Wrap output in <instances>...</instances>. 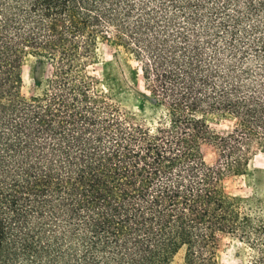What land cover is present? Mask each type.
<instances>
[{
	"label": "trees",
	"instance_id": "obj_1",
	"mask_svg": "<svg viewBox=\"0 0 264 264\" xmlns=\"http://www.w3.org/2000/svg\"><path fill=\"white\" fill-rule=\"evenodd\" d=\"M102 42L139 112L90 73ZM30 57L53 73L28 97ZM257 146L264 0H0V264H219L222 235L264 264V202L225 188Z\"/></svg>",
	"mask_w": 264,
	"mask_h": 264
},
{
	"label": "rangeland",
	"instance_id": "obj_2",
	"mask_svg": "<svg viewBox=\"0 0 264 264\" xmlns=\"http://www.w3.org/2000/svg\"><path fill=\"white\" fill-rule=\"evenodd\" d=\"M136 66V64H133ZM90 73L99 80L110 82L115 99L127 111L139 112V106L146 104L143 96V83L139 77L138 84L130 75L123 57L118 53L113 42H102L98 49V62L90 67ZM53 73L51 65L36 58H28L23 65V87L25 96L36 93V78L42 80ZM147 113L154 112L147 107ZM211 127L220 134L229 133L235 122L230 119L215 118L211 120ZM203 154L209 165H216L219 159L218 152L213 145H205ZM225 188L231 196L243 198L256 197L264 202V146L255 148V155L250 162L248 173L245 176H233L226 180ZM250 251L238 239L222 235L217 244V260L219 264H249ZM185 249L175 258V264L184 262Z\"/></svg>",
	"mask_w": 264,
	"mask_h": 264
}]
</instances>
